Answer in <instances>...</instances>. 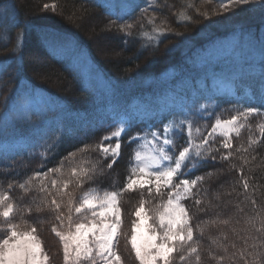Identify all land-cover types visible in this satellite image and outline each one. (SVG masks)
I'll return each mask as SVG.
<instances>
[{
    "label": "trees",
    "instance_id": "16d2710c",
    "mask_svg": "<svg viewBox=\"0 0 264 264\" xmlns=\"http://www.w3.org/2000/svg\"><path fill=\"white\" fill-rule=\"evenodd\" d=\"M53 3L56 5L55 11L43 9L44 4ZM165 4L170 7H164ZM189 5H195L200 11L215 9L214 0H156L154 7L159 9L155 13L157 24L166 18L165 27H170L171 32L158 42L153 38L151 26L145 23L144 29L137 27L133 37L125 43L115 27L106 30V25L116 15L98 0H36V5L31 0H0V64L7 69L0 73V118L6 108V98L8 107H11L12 100L18 95H41L52 102L59 112L48 111L43 122L36 120L37 117L32 119L37 125L36 129L25 128L23 124H8L0 128V190H7L9 182H23L36 171L59 166L68 152L75 151L85 143H98L102 136L113 130L109 125L114 119L131 116L135 125L129 132L132 135L170 112L179 113L181 104L187 108L189 100L196 99V107L204 105L207 111L201 109L192 119L196 121V126L207 125L211 128L217 116L227 119L234 114L223 110L231 109L233 105H255L260 77L264 73L262 64L243 69L242 72L238 69L219 73L221 66L211 67L202 61V56L204 51L232 31L230 25L233 22L246 26L260 20L259 17L243 14L239 21L240 15L236 13L232 23H228L231 18L220 13L212 15L210 19L199 18L190 24H178V19L184 21L191 15ZM136 15H139L138 11ZM152 15L150 10L147 16ZM90 22L94 24L93 31L103 30L114 40L113 49L117 50L119 57L110 59L107 65L95 56L91 47L94 35L87 27ZM256 23L264 28V22ZM21 30L26 32L22 54L12 59L13 46L7 44V36L11 33L15 37ZM248 31L242 29L244 33ZM73 49L86 52L94 67L104 75V91L91 90L81 77L76 60H72L69 53ZM223 79L229 81V90L220 93L213 83ZM209 113L213 115L209 117ZM258 122L257 118H249L240 136L232 137L233 148L241 145L247 147L250 136L259 137ZM208 131L204 129L203 133L206 135ZM61 136L58 150L48 153L47 159L41 156L51 138ZM222 139L217 136V144ZM9 147L12 150L8 151ZM136 147L135 143L128 142V136H123L121 155L111 169L106 167L110 158L105 160L92 151L81 158L78 153L75 159L65 161L64 176L67 177L72 167L95 163L97 175L84 185L85 189L121 188ZM231 164L236 167L230 168ZM241 167L243 172L240 171ZM206 172L213 175L201 185L207 189L200 196L202 204L199 207L204 210L198 211L190 200L184 202L193 217L191 223L194 229L197 224L203 228L202 235L194 231L202 264H215L208 258L209 250L227 256L243 248L244 239L255 235L248 223L249 218L257 214L264 217V147L258 146L254 152H234L230 161L209 162L187 178ZM241 175L250 182L247 194L242 182H238ZM38 183L33 181V186ZM70 189L77 196L80 195L74 185ZM9 195L14 202L26 205L37 194H25L17 187ZM252 199L256 201L255 207ZM124 213V228L127 231L129 220ZM25 219L37 226L51 264H63L61 243L50 231L53 222L51 215L25 213ZM225 220L227 224L223 223ZM16 222H21L19 217ZM256 226H260L258 222ZM248 243L252 241L249 239ZM232 244L236 245L235 249L230 246ZM225 246H228L227 253H223ZM118 250L125 264H137L123 237ZM225 264L232 262L226 260ZM236 264L243 262L237 260Z\"/></svg>",
    "mask_w": 264,
    "mask_h": 264
},
{
    "label": "snow or ice",
    "instance_id": "6c2138e0",
    "mask_svg": "<svg viewBox=\"0 0 264 264\" xmlns=\"http://www.w3.org/2000/svg\"><path fill=\"white\" fill-rule=\"evenodd\" d=\"M144 4V7L139 3L130 5V10L125 15H116L109 21L106 30L110 31L115 27L127 43L133 37L134 30L137 27L143 30L146 23L151 26L153 38L158 42L162 40L171 32L170 27H165L167 19L161 20L158 25L155 13L159 9L154 7L156 0H144ZM214 4L213 11H200L195 5H189L191 15L184 21L178 19L177 23L190 24L199 18L210 19L212 15L235 11L243 6L258 8L264 12V0H214ZM164 7L170 6L165 4ZM43 9L55 11L56 5L44 4ZM150 10L153 15L147 16ZM25 35L24 30L15 37L8 34L7 44L13 46L10 58L15 59L22 54ZM261 57L264 66V41L261 42ZM6 70L0 64V73ZM27 99V95H18L12 100V106L8 107L6 98L3 113L6 124L27 122V111L20 110V105L26 103ZM188 104L187 108L181 104L179 113L170 112L158 122L132 135L129 132L135 125L131 116L114 119L109 125L113 130L102 136L98 143L83 144L75 151L68 152L59 166L47 171H36L23 182H9L7 190H0V264H51L37 226L29 224L25 219V213L31 215L33 212L51 215L53 222L50 231L59 238L62 245L63 264H125L118 250L121 237L126 246H130L138 264H202L198 238L194 239V231H199L202 235L203 228L197 224L194 229L191 223L193 217L183 201L190 200L193 207L203 211L199 207L202 204L200 196L207 189L201 185L206 178L211 179L213 173L206 172L191 179L187 177L209 162L230 161L234 152L248 153L256 151L258 146L264 147V73L260 77L256 104L233 105L231 109L223 110L234 114L230 119L217 116L206 135L196 126L192 117L201 109H207L204 105L196 107V99L189 100ZM208 115L211 117L213 113ZM250 117L259 121V137L250 136L247 147L241 145L233 148L232 134L239 137ZM123 136H128L130 144L137 145L133 149L132 162L123 187L116 190L94 187L85 189L84 185L93 181L97 175L95 163L72 167L65 178V161L75 159L78 153L81 158L89 151L99 153L105 160L110 158L106 167L111 169L121 155ZM217 136L223 138L219 144ZM181 140L183 143H180ZM61 142L62 136L52 137L41 156L47 159L48 153L58 150ZM235 167L234 164L230 165V168ZM240 171L243 172L242 167ZM100 172H103V168ZM50 176L53 178L48 179ZM33 181L39 183L33 186ZM238 182H242L247 194L249 179L241 175ZM71 185L80 191V195L77 196L70 189ZM17 187L25 194L37 195L26 205L18 204L9 195ZM128 192H138L139 199L130 213V228L125 231L121 198ZM251 203L255 207V199ZM17 217L20 218V223L16 222ZM257 222L259 227L256 226ZM223 223L227 224L228 221ZM248 223L255 235L244 239L243 248L227 256L209 250L208 258L215 264H225L226 260L232 264H236L237 260L243 264H264V217L254 215L249 218ZM249 239L251 244L248 243ZM230 246L236 248L235 244ZM227 252L228 246H225L223 253Z\"/></svg>",
    "mask_w": 264,
    "mask_h": 264
},
{
    "label": "rangeland",
    "instance_id": "374dc122",
    "mask_svg": "<svg viewBox=\"0 0 264 264\" xmlns=\"http://www.w3.org/2000/svg\"><path fill=\"white\" fill-rule=\"evenodd\" d=\"M31 1L34 5H36V0H31ZM98 1L103 5H105L112 14L120 15V16L125 15L130 10L129 6L132 4L139 3L141 4V7L145 6L144 0H98ZM236 13L240 15V18L238 19L239 21L242 19L241 16L243 14H248L247 16L254 14L259 17L260 20L258 21L260 23L264 22V12H262L258 8H250L247 6H243L241 8H237L235 11H230L228 13H221V14L228 15L231 18V20L227 18L228 23H232L233 21L232 18H234L237 15ZM256 22H250V24L246 26L243 24L240 25L239 23L236 24V22H233L232 25H230L232 31L229 34L225 35L224 37L220 38L212 48H209L208 50L204 51V54L202 56V61H206V63L209 64L211 67L221 66V71H219V73L220 72L224 73L230 70L233 71L238 69L239 71L241 70L242 72L243 69L246 70L252 69L257 65L262 64L261 42L264 41V28H262V25H259ZM252 24L256 26H252ZM93 25L94 24L90 22L88 23L87 26L89 31L94 35L93 39L91 38V47L95 52V56L100 61L104 62V64L107 65L110 59L118 58L119 54L116 49H113L115 47L113 38L103 30L99 32L93 31L94 28ZM242 29L249 31L247 33H244L242 32ZM69 53L71 54V59L76 60L77 71L80 72L81 77L86 81L90 89L95 90L96 92L104 91L103 85L106 82L104 75L94 67V64L90 61L87 53L84 52L83 50L80 51V49H73ZM228 82L229 81H227V79L219 80L213 83V86L217 87V90L220 93L226 92L227 90H229ZM105 94H107V92ZM29 95H31V93ZM20 110L27 111L29 119L27 120V122L21 121L19 124H23L25 128L31 127L32 129L37 128L35 121L33 122L32 119H35L37 117L36 120L43 122L47 116L46 113L48 111L51 112L52 110H54L57 114H59L56 106L52 102H49L41 95H35V94L28 97L26 103L20 105ZM0 121H1L0 128H5V125L11 124L10 122L8 124L5 123L3 115L1 116ZM198 127L201 128L202 132L204 129L211 130V128L208 127L205 128L204 126H198ZM234 135L235 134L233 133L232 137ZM10 150H12V147L8 148V151ZM138 199H139L138 192L124 193L121 198L122 208L126 212V216L129 220L127 222V226L129 228H130V220L132 218L130 216V213L136 206ZM183 203L185 204L184 201ZM132 256L134 257L133 253ZM136 263L138 264V262Z\"/></svg>",
    "mask_w": 264,
    "mask_h": 264
}]
</instances>
